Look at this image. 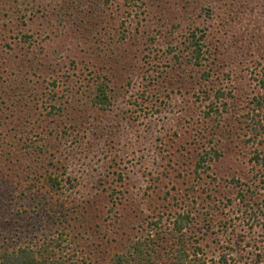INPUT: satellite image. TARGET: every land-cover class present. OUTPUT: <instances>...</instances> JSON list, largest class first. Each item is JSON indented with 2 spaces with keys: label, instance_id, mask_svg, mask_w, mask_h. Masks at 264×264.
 I'll return each mask as SVG.
<instances>
[{
  "label": "rangeland",
  "instance_id": "374dc122",
  "mask_svg": "<svg viewBox=\"0 0 264 264\" xmlns=\"http://www.w3.org/2000/svg\"><path fill=\"white\" fill-rule=\"evenodd\" d=\"M263 96L264 0H0V253L110 264L184 212L191 255L253 264Z\"/></svg>",
  "mask_w": 264,
  "mask_h": 264
},
{
  "label": "trees",
  "instance_id": "16d2710c",
  "mask_svg": "<svg viewBox=\"0 0 264 264\" xmlns=\"http://www.w3.org/2000/svg\"><path fill=\"white\" fill-rule=\"evenodd\" d=\"M194 38V35H193ZM200 41V40H199ZM194 51V58L198 60L201 56L204 58V53H201V45L198 41L194 40L191 42ZM208 76L207 73L203 74V79ZM98 97H102L99 99V102L103 103L107 100L106 96L104 95L103 88H97ZM221 94L218 93L217 96L219 98ZM255 107L252 110L254 114L250 115L247 113L246 119L248 120L247 127L251 126V137L248 139L250 142L259 136L261 129L263 130V123H264V96L254 99ZM217 155V153H214ZM207 155L209 152H204V154L199 155L197 168H206V161L210 160L207 159ZM261 153H256L255 156L251 159V162L254 164H263L264 163V156L260 157ZM218 156V155H217ZM47 185L50 188H56L59 186L58 179L56 177L49 176L46 179ZM239 196L243 200V194L239 193ZM264 207V206H263ZM262 207V208H263ZM262 208H259L258 211L251 213V217L253 222L260 220V217L264 215V211ZM191 222V216L189 213H184L176 215V218L172 222V229L170 232H166V230L162 229V222L155 221L152 223L155 226V229H158L159 232L157 234L146 235L142 238H138L136 241L133 242L131 245L130 251L123 254H116L111 258L110 264H156L157 257L156 252L158 247L156 246V238L154 236L160 237L163 241H166L170 245L171 242L174 240V243L171 245L174 247V254H172V260L169 264H229L228 257L225 253L221 254L216 261L209 262V260L202 258L198 252H194L192 255L190 254V250L192 247L188 245V240L186 238L185 230L187 226ZM264 222V221H262ZM171 233V236L170 234ZM167 235L168 238L164 237ZM172 237V241L170 238ZM262 248L257 250L255 254L256 260H252L253 264H262L264 260V239L262 241ZM50 247L47 245L43 249L34 250L31 247H23L18 248L12 251H6L0 253V264H65L58 258H54L52 249L49 250ZM197 250V249H196ZM200 250V249H198ZM157 259V260H156Z\"/></svg>",
  "mask_w": 264,
  "mask_h": 264
}]
</instances>
